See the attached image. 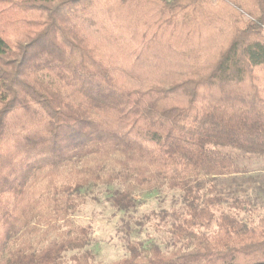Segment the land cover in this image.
<instances>
[{"label": "trees", "instance_id": "trees-1", "mask_svg": "<svg viewBox=\"0 0 264 264\" xmlns=\"http://www.w3.org/2000/svg\"><path fill=\"white\" fill-rule=\"evenodd\" d=\"M246 157L264 160V0H0V264H96L90 229L57 222L97 186L124 215L179 196L134 219L169 225L163 249L122 219L110 264H264Z\"/></svg>", "mask_w": 264, "mask_h": 264}, {"label": "rangeland", "instance_id": "rangeland-1", "mask_svg": "<svg viewBox=\"0 0 264 264\" xmlns=\"http://www.w3.org/2000/svg\"><path fill=\"white\" fill-rule=\"evenodd\" d=\"M215 5L217 0H210ZM246 17H242L246 21ZM264 159V158H263ZM241 164L247 168L245 173L249 177H258L259 169H264V160L261 159H244L241 158ZM256 184V183H254ZM108 190L110 188H107ZM248 196L252 204L243 212H239L241 219L248 224H256L260 217L264 216V193L258 191L256 186L249 190ZM107 190L104 186L90 187L86 191V198L79 206L77 211L68 216L64 221L57 222L61 229H66L68 225H79L90 229L89 249L93 252L96 264H110L126 256V249L122 241V219H124L130 228V238L138 241L143 245L151 242L157 243L163 249L169 241V225L159 223L158 218H152V222L145 223L143 227H138L134 219L151 214H159L163 211L171 213L180 207L179 196L177 191H171L162 187L159 190L151 192H136L135 198L138 202L135 213L124 215L115 211L107 202ZM132 216V219L129 218ZM39 233L47 231V239L55 237L56 232L48 230L45 225L41 226ZM46 240V238H45ZM173 248H169L168 252Z\"/></svg>", "mask_w": 264, "mask_h": 264}]
</instances>
